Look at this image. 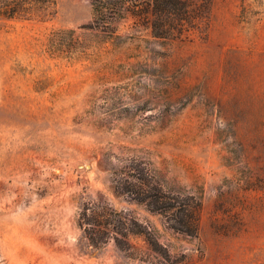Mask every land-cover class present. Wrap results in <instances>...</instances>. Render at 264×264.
Returning <instances> with one entry per match:
<instances>
[{"label": "rangeland", "instance_id": "1", "mask_svg": "<svg viewBox=\"0 0 264 264\" xmlns=\"http://www.w3.org/2000/svg\"><path fill=\"white\" fill-rule=\"evenodd\" d=\"M92 1L0 16V264H264V0H211L170 39L129 18L97 58L51 54L60 28L95 44ZM141 187L200 199L197 235L132 200Z\"/></svg>", "mask_w": 264, "mask_h": 264}, {"label": "trees", "instance_id": "2", "mask_svg": "<svg viewBox=\"0 0 264 264\" xmlns=\"http://www.w3.org/2000/svg\"><path fill=\"white\" fill-rule=\"evenodd\" d=\"M211 0H93L92 19L79 26L84 35L95 36V44L81 39L76 28H60L52 31L48 41V51L53 55L80 59L97 58L102 47L111 44L118 48L124 43L119 33L122 20L134 18L135 22L146 16L151 19L148 27L156 38L170 39L181 35L185 29L208 14ZM58 11V0H0V16L16 19L49 20ZM118 193H121L118 190ZM132 200L145 204L149 210L165 216L171 228L189 235L198 233V220L201 200L189 197L181 199L180 195L165 196L147 191H132ZM86 210L80 213L79 224L83 227ZM86 233L87 228L85 229ZM94 241V240H93ZM94 243V242H93ZM98 246V243H94ZM118 245L126 249V244L118 240Z\"/></svg>", "mask_w": 264, "mask_h": 264}]
</instances>
